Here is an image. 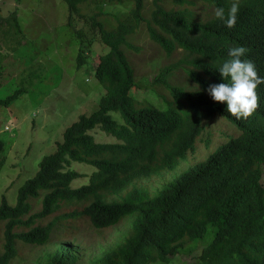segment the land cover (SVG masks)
<instances>
[{
  "label": "trees",
  "instance_id": "1",
  "mask_svg": "<svg viewBox=\"0 0 264 264\" xmlns=\"http://www.w3.org/2000/svg\"><path fill=\"white\" fill-rule=\"evenodd\" d=\"M64 1L69 24L73 16L84 25L90 21V34L96 30L108 48L94 72L104 94L97 110L80 115L64 130L55 152L43 157L36 174L18 189L15 205L2 198L0 264L14 260L16 243L45 245L67 221L84 218L101 230L132 214L137 217L131 233L94 264H170L177 256L193 258L192 264H264V84L257 88V110L240 120L207 91L209 85L228 82L218 69L232 47L247 48L244 58L264 77V2L239 0L237 23L229 29L215 18L214 9L227 12L233 0H171V10H166L167 0H152L149 20L142 17L144 0H133L130 16L108 31L96 15L81 13L87 0ZM195 1L211 5V17L200 19L185 6ZM143 22L167 57L178 50L185 54L150 82L170 94L168 100L157 93L158 105L145 100L138 106L134 70L123 50L137 51L127 39ZM14 28L16 12L0 13V42L8 49L16 46ZM183 65L189 67L186 77L200 88L197 93L169 84L172 72ZM23 91L1 98L0 108L9 107ZM215 117L229 121L240 135L152 193L154 186L145 183L163 179L193 154L203 121ZM96 128L118 142H96L89 134ZM4 150L0 140V154ZM74 162L94 167L88 183L78 188L71 184L83 175L72 169ZM79 253V246L60 243L44 264H75Z\"/></svg>",
  "mask_w": 264,
  "mask_h": 264
},
{
  "label": "rangeland",
  "instance_id": "2",
  "mask_svg": "<svg viewBox=\"0 0 264 264\" xmlns=\"http://www.w3.org/2000/svg\"><path fill=\"white\" fill-rule=\"evenodd\" d=\"M119 1L87 0L81 7V13L87 18L96 15L104 29L111 31L119 21L130 16L134 5L133 0ZM165 5L166 10L173 7L171 0H167ZM185 6L200 19H208L213 14V7L202 2L195 1L193 5ZM152 10V0H144L142 17L145 20L150 19ZM11 12L17 15L18 28L11 31L17 34L16 42L13 41L16 46L8 49L0 42V99L18 89L24 91L9 107L0 108V140L5 143V150L0 154V204L4 197L10 206H14L18 189L36 174L42 158L55 152L64 130L80 115H90L97 110L104 89L94 72L99 56L108 48L100 42L96 30L90 34V21L84 25L79 16H73L69 24L68 5L64 0H21L19 3L0 0L2 16ZM127 40L137 48V51L126 47L123 50L134 69L138 88L133 90V95L138 106L145 100L160 104L158 94L170 100L167 90L162 86L152 88L150 82L163 67L184 60L185 54L178 50L167 57L150 38L144 22ZM168 81L170 85L177 84L194 91L192 93L200 91L197 85L187 81L181 69L173 71ZM111 116L122 124L117 113H111ZM203 125L201 136L196 141V151L175 170L166 173L163 179L145 183L151 188L154 186L152 193L235 138L234 127L222 117L205 120ZM89 134L99 143L118 142L98 128ZM71 167L83 175L75 179L71 187L87 184L94 167L76 162ZM261 169L264 185V167ZM136 217V214L127 215L114 227L104 230L93 229L84 218L67 221V227L57 226L45 245L16 243L18 253L10 264H44L48 254L64 242L79 246L77 264H93L131 233ZM1 228L0 225V232ZM1 246L0 235V251ZM192 263L193 258L177 256L170 264Z\"/></svg>",
  "mask_w": 264,
  "mask_h": 264
},
{
  "label": "clouds",
  "instance_id": "3",
  "mask_svg": "<svg viewBox=\"0 0 264 264\" xmlns=\"http://www.w3.org/2000/svg\"><path fill=\"white\" fill-rule=\"evenodd\" d=\"M259 2H264V0H259ZM238 13H239V0H233L227 12L222 7H217L214 9L215 18L222 21L225 24V26L229 29L235 27L238 19ZM247 52L248 49L243 46L230 48L228 53L229 59L223 62L221 67L218 69L222 79L228 82L212 84L209 85V88L207 89L208 94L215 102L226 103L228 113H230L237 120L247 119L254 114V112L258 108V101H259L257 88L258 86L264 84V77L259 76L255 64L251 60L244 58ZM179 69L183 70L186 75V68L184 67V65ZM187 81L189 83H194L190 80L188 75H187ZM177 86L180 87L179 85ZM180 88H182L184 91L188 93L194 92V91H188L183 87ZM215 118H220V117H215ZM230 125L232 124L230 123ZM232 126L234 127L233 135L236 138L240 135V131L234 125ZM196 149H197V144H195V151ZM204 160H201V162ZM79 259H80V253H79V258L75 264L78 263Z\"/></svg>",
  "mask_w": 264,
  "mask_h": 264
}]
</instances>
